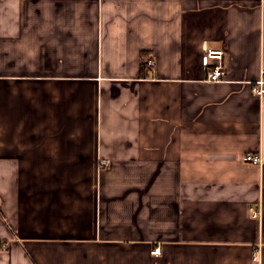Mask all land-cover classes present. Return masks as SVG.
I'll return each instance as SVG.
<instances>
[{
    "label": "crops",
    "instance_id": "crops-1",
    "mask_svg": "<svg viewBox=\"0 0 264 264\" xmlns=\"http://www.w3.org/2000/svg\"><path fill=\"white\" fill-rule=\"evenodd\" d=\"M263 68L264 0H0V264H264Z\"/></svg>",
    "mask_w": 264,
    "mask_h": 264
},
{
    "label": "built area",
    "instance_id": "built-area-1",
    "mask_svg": "<svg viewBox=\"0 0 264 264\" xmlns=\"http://www.w3.org/2000/svg\"><path fill=\"white\" fill-rule=\"evenodd\" d=\"M210 58L217 59V62L214 63L213 67L209 70L208 79L212 81H219L222 79L224 75L223 51L222 50H209L205 57L206 64H208V59ZM147 64L151 66L153 64V60L147 61ZM251 90L253 93L257 95H260V96L264 95V68L261 72V76L251 83ZM243 159L245 161L258 162L260 160V157L258 155H253V154L248 153L243 157ZM252 214L253 216H259L260 211L258 209H253ZM160 252H161V249L159 246L153 250V253H156V254ZM259 254H260V249L256 248L253 252V258L255 260H258Z\"/></svg>",
    "mask_w": 264,
    "mask_h": 264
}]
</instances>
